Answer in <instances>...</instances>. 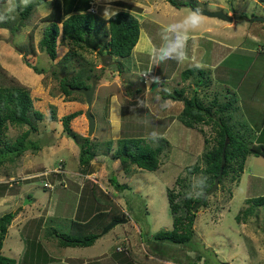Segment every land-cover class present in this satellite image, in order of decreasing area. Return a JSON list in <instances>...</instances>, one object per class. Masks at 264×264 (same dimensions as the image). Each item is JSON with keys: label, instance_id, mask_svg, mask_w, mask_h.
<instances>
[{"label": "rangeland", "instance_id": "rangeland-1", "mask_svg": "<svg viewBox=\"0 0 264 264\" xmlns=\"http://www.w3.org/2000/svg\"><path fill=\"white\" fill-rule=\"evenodd\" d=\"M51 1L33 0L32 4L40 3L27 25L16 34L0 25V86L24 87L31 92L36 91L40 94L41 101L35 103L34 109L46 116L43 121L33 119L37 130L30 137L33 141L41 142V151L33 153L28 150L19 158L12 155L0 166V218L8 213L15 216L4 241V256L15 259L17 264H60L64 261L78 264L88 259L89 251L90 254L95 253L96 257L101 255L100 248L106 243L111 246L110 243L114 240L116 246L113 245V251L110 250L112 256L120 246L119 243L125 242L127 238L129 242L126 241V244H130L133 247L130 251L134 252V255L130 254L131 259L134 257V260L140 262L147 261L143 256L147 250L156 254L159 259L182 262L181 264L198 262L200 254L204 255L199 260L201 264H264V208L255 207L254 215L247 220L243 215L250 207L246 202L248 199L264 196V157L260 156H250L240 180L232 182L231 177L225 179L209 197L208 205H202L198 209L194 223L195 240L192 243H166L163 247L162 243L154 240L158 232L173 229L168 190L183 192L184 195L194 192L198 180L205 178L201 172L206 167L203 154L215 144L213 138L216 132L213 126H200L204 130L202 133L198 128L194 130L185 127L177 119L183 110L181 103L166 100L171 103L166 109L161 107L165 101L162 94L174 93L185 87L188 96H193L196 85L192 78L183 81L182 72L200 64L212 81L208 90L200 92L205 103L208 104L215 95L223 102L236 96L238 102L231 112L230 124L237 128L247 126L248 129L243 128L244 131L256 132L257 139L264 144V24L254 20L257 17L264 18V0H175L187 4L179 8L166 0H113V9L121 11L127 6L132 8V13L142 26L141 36L132 56L118 60L123 65L121 67H124V72L119 74L117 65L104 68L102 73L97 70V74L103 78L97 85L93 102L92 114L96 119V129L90 139L105 143L130 136L144 138L147 144L155 148L163 146L164 155L158 171H143L132 177L125 174L120 161L110 157L111 154L108 155L104 147L100 148L101 154L107 156H98L91 163L90 174L85 176L79 173L80 147L75 140L64 134L61 118L68 112L85 111L87 104L84 96L78 92L72 96L77 99V104H66L63 100L70 99L64 97L59 85L64 74L60 71L57 76L54 75V65L69 51V44L62 43V38L59 39L58 57L53 62L41 51L40 41L45 28L50 24L45 21V17L51 11ZM79 1L87 0H64L66 10ZM119 2L125 3V6H117ZM2 4L4 3H0ZM104 7L105 4L92 1V11L100 17ZM196 8L209 12L223 11L231 15L234 21L229 23L220 20L218 26L213 24L218 19L206 17L203 25L187 42L186 53L189 60L183 65L175 60L156 63L153 57L149 59L151 46L146 33L153 46L159 48L162 45V26L179 23L189 10ZM19 9L22 8H17L12 13L14 19L4 24L5 26H16L20 19ZM105 41L106 39H103V43L97 41L94 45L103 52ZM219 42L227 48L218 46ZM30 44L34 46V53ZM84 55L97 69L103 68L96 52ZM223 56L227 58L220 61ZM26 61L46 72L36 74L27 66ZM162 64L166 67L161 70ZM146 72L155 76L158 73V77L167 79L174 73L176 78L163 79L166 81L161 88L160 84L151 82V77L143 78L142 74ZM112 74L116 75V80L108 83L105 78ZM201 81L206 82L207 77ZM149 84L151 91L147 96V108L138 107V99H145ZM113 102H117V107ZM52 116L55 118L52 119ZM111 117L117 121L115 129L112 128L114 123ZM78 120L83 122L80 135L87 137L89 123L86 115L80 116ZM76 123L77 121L72 122L73 129H76ZM29 129L27 126L10 125L2 138L3 145L14 143ZM152 131L160 133L162 138L157 142L148 139ZM259 131L261 132L258 133ZM205 139L210 143H205ZM61 162L66 166L62 168ZM197 164L201 171L191 174V168ZM112 177L129 188H116L111 181ZM180 179L190 187L189 192L178 184ZM61 186H68L67 189L75 193L69 198V203H58L56 210L54 198L58 202L57 196L62 193ZM85 187L80 202L79 196ZM87 197V212L90 213L88 218L99 211L110 209L103 200L111 198L127 213L128 223L115 225L94 244L95 249L59 246V238L77 231L75 222H85L82 212ZM183 199L184 196L179 202ZM51 211L56 215L45 216ZM239 215L240 222L237 220ZM113 221L109 217L105 223L109 226ZM135 226L141 232L134 230ZM90 229L93 230V227ZM132 232L138 235L139 241L136 244L130 237ZM189 256L190 260L187 258ZM70 258L75 259L66 261ZM91 262L108 264L109 261L96 258Z\"/></svg>", "mask_w": 264, "mask_h": 264}, {"label": "trees", "instance_id": "trees-1", "mask_svg": "<svg viewBox=\"0 0 264 264\" xmlns=\"http://www.w3.org/2000/svg\"><path fill=\"white\" fill-rule=\"evenodd\" d=\"M92 1H79L77 5L71 4L72 6L66 10L67 7H65L64 0H52L51 11L45 17V21L50 24L45 28L43 38L40 41L41 51L46 53L53 62L58 57L57 49L59 39L62 38V43L69 44V51L54 65L55 68L53 69V71H56V73L54 72L55 76L60 71L64 74L59 85L64 97L70 99L68 101L63 100L66 104H77V99L72 98L73 94H75L73 89L90 88L93 81H100L103 78L102 75L97 74V70H101L102 73L105 69H97L96 65L84 55V53L93 54L99 49L94 45L95 42L103 43V39H106L103 44L104 51L101 52V50H98L97 55L100 58L102 55L108 54L113 56L114 59H117L116 65L119 67V71H117L118 69L113 70L121 74L125 70L123 69L124 67H121L123 65H120L118 60L121 58H130L140 39L141 24L139 19L131 12L133 11L131 7L126 5L127 7H125L124 11L119 12L111 21H106L96 13L90 11ZM166 1L177 8L187 6V4L179 3L175 0ZM5 2L6 0H0V3ZM39 3L30 4L26 8L19 9L20 19L16 26L2 25L1 27L6 28L12 34H16L21 28L27 25V21L34 14ZM116 5L124 7L125 3L119 2ZM86 37L89 39L91 48H88L85 43ZM30 45L34 53V46L33 44ZM26 64L38 75L46 72L45 69H40L27 61ZM206 74V71L201 67H192L182 72L183 81L186 82L192 78L196 85V88H193L194 94L192 97L188 96V91L185 87L174 93L162 94L163 100H171L182 104L183 110L177 119L185 127L194 130L198 128L203 133L204 130L200 126H213L216 132V136L213 138L215 144L211 148H207L202 157L206 165L205 169L201 171L199 164H197L190 170L191 174H198L201 171L207 178L203 194L207 193L213 187L220 173L223 149L226 144L227 164L223 170L220 185L228 177H231L232 182L239 181L245 171L246 162L250 156L264 157V144L259 141L260 139H257L256 132L252 130L245 132L243 128L248 129L245 125L242 128H237V126L230 124L232 119L231 112L238 102L236 96L228 102H223L218 95H215L213 100L209 101L208 104L205 103L200 92L208 90L212 86L210 76H206ZM205 77H207V81L203 83L201 80ZM115 78L116 75L112 74L108 75L105 80L110 83ZM137 92L139 93L140 90ZM50 98L53 99L52 96ZM40 101V94L36 91L31 92L24 87L0 86V166L4 165L8 157L12 155L19 158L28 150H32L33 153L41 151L43 147L41 142L33 141L30 138L31 133L37 130L33 125V119L43 121L46 117L42 112L34 109L35 103H40ZM84 114L85 111L78 110L68 112L61 118L64 134L68 138L75 140L80 147V174L85 176L90 174L91 163L98 156L102 155L101 147L107 150L108 155L111 154L110 157L120 161L128 177H132L143 171L150 173L158 171L164 155L163 146L155 148L147 144L144 138H133L130 136H124L123 138L110 140L105 143L93 142L89 137H82L80 135V132L83 130V122L78 120V118ZM53 118L55 117L52 116ZM74 121H77L76 129L72 127V122ZM10 125L15 127L27 126L30 129L25 131L14 143H4L3 145L2 138L5 136ZM205 143L209 144L210 141L205 139ZM61 163L63 164L60 165L62 168L66 166L64 162ZM181 179L178 181V184L183 189H188L189 192L190 187ZM111 181L118 189L125 190L129 188L128 185L118 183L116 178L112 177ZM202 195L188 198L187 194L184 195L183 192H175L169 189L168 201L173 216V229L158 232L154 236L155 242L162 243L163 247L166 243L176 245L192 243L195 240L194 223L197 217L194 209L200 202ZM183 196L184 199L179 202V199ZM107 199L103 201H105V206L110 207V209L97 212L90 217L89 221L84 223L75 222V226L78 228L77 231L69 235H64L61 238L58 237L60 239V242L58 241L59 246L65 248L91 247L102 237L101 232L108 226L105 222L109 217L114 221L127 219V213L123 212L111 198ZM208 199L205 200L204 206L208 205ZM246 202L250 204V207L243 214L245 220L249 216L254 215L255 207L264 208V196L248 199ZM14 218L13 213L5 214L0 218V264H17L15 259L4 256L2 252L4 241ZM237 220L238 222L241 221L240 215L237 217ZM91 227H93V230L90 229ZM203 257L204 255L200 254L197 258L198 262ZM187 258L189 260L191 259L190 256ZM207 261L205 260V262ZM198 262L192 261L188 264H197Z\"/></svg>", "mask_w": 264, "mask_h": 264}, {"label": "clouds", "instance_id": "clouds-1", "mask_svg": "<svg viewBox=\"0 0 264 264\" xmlns=\"http://www.w3.org/2000/svg\"><path fill=\"white\" fill-rule=\"evenodd\" d=\"M32 2L33 0H6L4 4L0 5V25L7 24L11 20H13L14 16L12 15V13H14L17 10V8H26L30 4H32ZM95 2L97 4L99 3L105 4V7L102 13V18L106 21H111L114 17H116L119 14V12L124 11V9H122L121 11H119V9H113L112 8L113 0H95ZM90 11H92V8ZM92 12L95 13L94 11ZM205 19H206V16L201 12L199 8H196V9L189 10L188 14L185 15L179 23H170V24L162 26L161 39L163 43L159 48H153L151 50V55L153 56L155 62L163 63L168 60H175L180 65H183L186 62H188L189 58L186 53L187 42L189 39L193 38V34L199 30V28L203 25V22ZM88 48H91V45ZM102 56H105V55H102ZM113 61L115 62V65H116L117 59H114L113 57ZM101 64H102V60H101ZM194 66L199 68L200 64L197 63ZM142 75H143V78L151 77L152 83H157V84L161 83V79L158 76L150 75L147 72L143 73ZM97 81L99 82V80ZM150 91H151V87L149 84V87L145 92V99H138V107L147 108V103H148L147 96ZM170 103H171L170 101H163L161 107L166 109ZM86 110H85V115H86ZM133 110H135V108ZM95 123H96V119H95ZM95 129H96V126H95ZM160 138H162L161 134L158 133L157 131L150 132L148 136V139L154 142H157ZM206 180H207L206 177L199 179L195 185V191L194 192L190 191L189 193H187V197L193 198V197L201 196L203 194V189L206 186Z\"/></svg>", "mask_w": 264, "mask_h": 264}, {"label": "crops", "instance_id": "crops-1", "mask_svg": "<svg viewBox=\"0 0 264 264\" xmlns=\"http://www.w3.org/2000/svg\"><path fill=\"white\" fill-rule=\"evenodd\" d=\"M229 15V14H228ZM214 19V18H213ZM216 20V19H215ZM219 21V22H218ZM215 23H213V24H215V25H218L219 26V23H221V21L220 20H217V22L216 21H214ZM144 31H146V30H144ZM209 31V30H208ZM146 33V32H145ZM146 35H147V37H148V40H149V45L151 46V50L153 49V48H156V47H154L153 46V44L151 43L152 41H151V38H150V36H149V34L148 33H146ZM162 43H163V41H161ZM218 46H220V47H223V48H227L224 44H222V43H220L219 42V45ZM137 48H138V45H137V47L135 48V50H137ZM218 48V47H217ZM196 49V48H195ZM219 49H221L222 50V48H219ZM135 50H134V52H135ZM194 50V49H193ZM133 52V53H134ZM143 53H145L146 54V52H143ZM141 57H142V55H140ZM153 56L150 54V58L149 59H151ZM227 58V56L225 57V56H223L222 57V59H220V61H222V60H225ZM202 59V58H201ZM215 59H217V58H214V60ZM207 60V59H206ZM214 60H212V61H214ZM219 61V62H220ZM215 63H216V61H215ZM138 67V66H137ZM164 67H166L165 65H161V70L162 69H164ZM176 69V68H175ZM172 72H174V70L172 69ZM157 76H159L158 75V73L156 74ZM172 77L170 78V79H172V80H174L175 78H176V76H175V74L174 73H172ZM161 79V83H160V85H159V87H161L162 88V86H163V84H164V82L166 81V80H163V79H167V77H164V78H160ZM170 79H167V80H170ZM179 85V84H178ZM164 92V91H163ZM116 103L117 102H113V104H114V106H116ZM173 103H175V102H173ZM117 107V106H116ZM118 120H119V118H118ZM111 121H113V125H112V128L113 129H115V124L117 123V121H115L114 119H112V117H111ZM94 187H95V185H93ZM99 187V186H98ZM61 188H62V193L60 194V195H58L57 196V199H58V202H57V200H56V197L54 198V200L56 201V203H55V209L57 210V204L59 203L60 205H64V203L66 204V203H69V198H71V196L75 193V191H73V190H68L67 188H68V186L66 187V188H64V187H62L61 186ZM86 189V187L83 189L82 188V194L79 196V198H80V202H82V198H83V191ZM14 197V196H13ZM88 209H89V204H88V197H87V201L85 202V206H84V209H83V212H82V219L86 222V221H88L90 218H88V216H87V214H88ZM53 215H56V213H53L52 211H51V213L49 212V213H47V215H45V216H48V217H51V216H53ZM94 215V214H93ZM92 215V216H93ZM91 216V217H92ZM134 230H138V231H140V229L139 228H137V226H135L134 227ZM141 232V231H140ZM141 236H142V234H141ZM126 237H129V235H127ZM130 237H131V239L133 240V243L134 244H136V242H138L139 241V238H138V235L136 234V233H134V232H132L131 233V235H130ZM122 240H124V239H122ZM99 241V240H98ZM126 241H127V238H125V242H123L122 243V241L119 243V247L116 249V251L115 252H113V254H112V256H110V252L111 251H113L112 250V248L114 247V246H116L115 245V241L113 240L112 241V243H110V245L111 246H108L107 245V243L106 244H104L103 245V249L102 248H100V251H101V255L99 254L97 257L95 256V253H91L90 254V251L89 252H87L88 253V255H89V257H88V259L87 260H85V261H80L78 264H93L91 261L92 260H95L96 258H100V259H104V260H106V261H109L108 262V264H181L180 262H176V263H173V262H171L170 260H164V259H159L157 256H156V254H154V253H150L149 251H147V250H145V254L146 255H143V256H145L146 258H147V261H145V262H140L139 260L138 261H136V260H134V257H132V259H131V255H134L133 253L134 252H131L130 250H133V247H131V245L129 244H126ZM127 242H129V241H127ZM97 243V242H96ZM98 243H100L101 244V242H98ZM114 245V246H113ZM92 247V249L95 247L94 245L93 246H91ZM109 247H111V248H109ZM86 249H90V247H88V248H86ZM95 249V248H94ZM121 249V250H120ZM111 250V251H110ZM128 251H130L129 253H127ZM131 254V255H130ZM136 255V254H135ZM142 255V254H141ZM113 258H115L116 260H113ZM75 258H70V259H68V260H66V261H71V260H74ZM65 262V261H64ZM60 263V264H70L69 262H65V263ZM186 264V263H185ZM197 264H201V262H198Z\"/></svg>", "mask_w": 264, "mask_h": 264}, {"label": "water", "instance_id": "water-1", "mask_svg": "<svg viewBox=\"0 0 264 264\" xmlns=\"http://www.w3.org/2000/svg\"><path fill=\"white\" fill-rule=\"evenodd\" d=\"M201 12L206 17L215 18V19L225 21V22H229V23H232L234 21V18L231 15L225 14L223 11L209 12V11L201 10ZM254 20L264 23V18L257 17ZM85 43H86L87 47H90L88 37H86ZM101 60H102V65L105 68L106 67L109 68V67L115 65V62L113 61V56H111V55L102 56ZM98 83L99 82L96 80L92 83L91 88H75V89H73L75 92H78V93L84 95V97L86 99V104H87L86 118H87L88 123H89L87 137H89V138L91 136H93L95 133L96 123H95V117L92 115V106H93V101H94V97H95L96 88H97ZM226 149H227V144L225 145V147L223 149L222 164H221L220 173H219L218 177L216 178L213 187L207 193H204L202 195L200 202L196 205V207L194 209V213H197L198 209L205 203V200L207 198H209L211 195H213L218 190V188L220 186V181H221V178L223 175V170L227 164ZM122 223H128V220L124 219V220H119V221L118 220L113 221V223H111L109 226H107L103 230L102 236L106 235L109 231H111L115 227V225H119Z\"/></svg>", "mask_w": 264, "mask_h": 264}, {"label": "built area", "instance_id": "built-area-1", "mask_svg": "<svg viewBox=\"0 0 264 264\" xmlns=\"http://www.w3.org/2000/svg\"><path fill=\"white\" fill-rule=\"evenodd\" d=\"M50 189H52V188H50Z\"/></svg>", "mask_w": 264, "mask_h": 264}, {"label": "bare ground", "instance_id": "bare-ground-1", "mask_svg": "<svg viewBox=\"0 0 264 264\" xmlns=\"http://www.w3.org/2000/svg\"><path fill=\"white\" fill-rule=\"evenodd\" d=\"M94 102V101H93Z\"/></svg>", "mask_w": 264, "mask_h": 264}]
</instances>
